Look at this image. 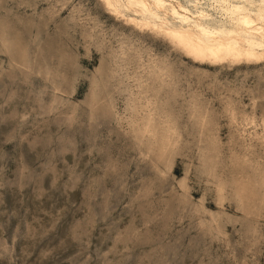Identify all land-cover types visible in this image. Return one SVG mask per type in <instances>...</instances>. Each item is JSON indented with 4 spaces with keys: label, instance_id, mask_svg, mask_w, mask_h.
I'll list each match as a JSON object with an SVG mask.
<instances>
[{
    "label": "rangeland",
    "instance_id": "1",
    "mask_svg": "<svg viewBox=\"0 0 264 264\" xmlns=\"http://www.w3.org/2000/svg\"><path fill=\"white\" fill-rule=\"evenodd\" d=\"M0 264H264V61L0 0Z\"/></svg>",
    "mask_w": 264,
    "mask_h": 264
},
{
    "label": "bare ground",
    "instance_id": "2",
    "mask_svg": "<svg viewBox=\"0 0 264 264\" xmlns=\"http://www.w3.org/2000/svg\"><path fill=\"white\" fill-rule=\"evenodd\" d=\"M100 1L108 13L165 37L197 63L264 61V0Z\"/></svg>",
    "mask_w": 264,
    "mask_h": 264
}]
</instances>
